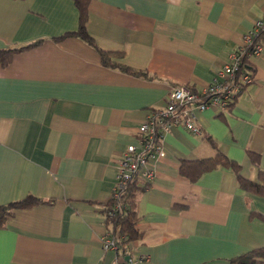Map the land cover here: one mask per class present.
I'll return each mask as SVG.
<instances>
[{
  "label": "crops",
  "instance_id": "crops-1",
  "mask_svg": "<svg viewBox=\"0 0 264 264\" xmlns=\"http://www.w3.org/2000/svg\"><path fill=\"white\" fill-rule=\"evenodd\" d=\"M263 12L264 0H91L94 46L75 34V0H0V49L37 42L0 63V204L48 200L15 209L0 228V264H115L102 243L104 207L123 150L173 86L211 83ZM98 48L116 52L117 64H104ZM249 63L254 80L232 108L198 111L202 133L179 125L166 134L153 178L139 182L142 236L122 264H230L264 245V220L251 216L264 215V197L234 170L196 180L180 171L217 148L246 177L264 170V48Z\"/></svg>",
  "mask_w": 264,
  "mask_h": 264
},
{
  "label": "built area",
  "instance_id": "built-area-1",
  "mask_svg": "<svg viewBox=\"0 0 264 264\" xmlns=\"http://www.w3.org/2000/svg\"><path fill=\"white\" fill-rule=\"evenodd\" d=\"M264 40V12L256 20L253 28L247 31L244 43L219 70L211 83L201 89L187 84L175 85L168 95L167 104L163 108L154 109L147 119L138 127L137 143H129L123 150L118 162L116 183L112 195L119 196L130 180L139 176L151 180L154 175L152 163L165 154V136L174 126L183 125L189 131L200 133L196 123L197 112L206 108L227 111L236 97L254 80L253 74L244 69V58L250 60L261 54ZM119 207L116 205L115 209ZM113 215L114 211H110ZM106 218L107 213H104ZM103 248L115 250L118 259L115 264H122L119 243L108 230L102 236ZM146 256H139L140 260ZM131 259V258H130ZM133 259H131L132 261Z\"/></svg>",
  "mask_w": 264,
  "mask_h": 264
},
{
  "label": "trees",
  "instance_id": "trees-1",
  "mask_svg": "<svg viewBox=\"0 0 264 264\" xmlns=\"http://www.w3.org/2000/svg\"><path fill=\"white\" fill-rule=\"evenodd\" d=\"M90 1L91 0H75L81 13L80 25L75 34L83 38L90 44L96 46V43L93 37L88 32L86 26L88 4ZM35 43H29L19 47L1 48L0 63L3 65L9 64L16 53L28 49ZM98 50L100 51L104 64L112 66H115L117 64L115 60H113V56L116 52L107 51L102 48H98ZM120 67L133 73L146 74L145 71L133 69L128 65H120ZM244 69L249 70L250 72L253 71V65L249 63L247 57L244 58ZM234 102L230 104L229 109L232 108ZM200 133H202V129ZM208 138L212 141V144L217 147L215 140L212 137ZM250 156L252 157L253 162L258 165L259 154L250 152ZM220 166L229 167L234 170L238 177L239 185L242 188L251 193L264 197V170H259L256 178L246 177L241 172V164L233 158H230L227 154H225L218 148L214 155L202 158L182 160L180 171L186 177L191 178V180H196L204 173L212 171ZM141 180L142 178H140L139 176H136L135 178L130 180L122 190H119V196H111L110 200L105 204L104 207V213L108 214V217L106 218L108 230L111 232L115 240L119 243V251L124 254H126L128 251V244L131 241L142 236V232L138 227L139 216L137 211L138 195L143 188L139 184ZM47 201L48 200L46 199L29 195L26 198L15 202L0 204V228L6 226L8 218L13 214L15 209L33 207ZM116 205H119V207L114 210ZM110 211H114V214L109 215L111 213ZM251 214L252 217L259 216L264 220V215L262 214ZM230 264H264V245L249 249L244 253L231 258Z\"/></svg>",
  "mask_w": 264,
  "mask_h": 264
}]
</instances>
